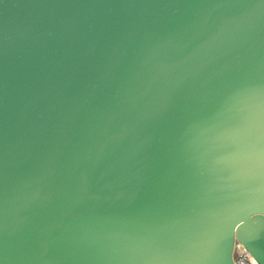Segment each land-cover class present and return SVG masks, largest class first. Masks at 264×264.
I'll return each mask as SVG.
<instances>
[{
    "label": "water",
    "instance_id": "water-1",
    "mask_svg": "<svg viewBox=\"0 0 264 264\" xmlns=\"http://www.w3.org/2000/svg\"><path fill=\"white\" fill-rule=\"evenodd\" d=\"M264 264V0H0V264Z\"/></svg>",
    "mask_w": 264,
    "mask_h": 264
},
{
    "label": "built area",
    "instance_id": "built-area-1",
    "mask_svg": "<svg viewBox=\"0 0 264 264\" xmlns=\"http://www.w3.org/2000/svg\"><path fill=\"white\" fill-rule=\"evenodd\" d=\"M233 258L236 264H260L249 252L243 242L236 240Z\"/></svg>",
    "mask_w": 264,
    "mask_h": 264
}]
</instances>
